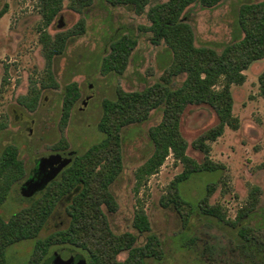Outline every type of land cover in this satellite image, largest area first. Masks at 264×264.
I'll return each instance as SVG.
<instances>
[{
    "label": "rangeland",
    "instance_id": "rangeland-1",
    "mask_svg": "<svg viewBox=\"0 0 264 264\" xmlns=\"http://www.w3.org/2000/svg\"><path fill=\"white\" fill-rule=\"evenodd\" d=\"M86 1L63 0L61 11L45 27L37 0H0V11L6 9L0 18V155L5 147H15L26 173L0 207V216L5 221L28 207L43 191L28 197L20 192L38 160L54 154L66 158L72 152L80 156L102 140L97 125L103 100H113L117 89L140 92L161 82L163 73L156 58L163 45H153L145 28L149 26L148 9L166 0H149L142 15L105 0H90L83 5ZM258 1L261 0H222L208 9L196 1L183 12L181 20L192 28L196 47L220 53L233 43L236 8L243 2ZM80 21L82 33L76 29ZM123 35L136 41L125 69L121 74L101 72L100 62L109 42ZM55 47L61 50L53 52ZM263 69L264 58L243 71L242 84L231 86L238 130L225 128L221 137L208 143L210 150L206 158L223 165L224 170L197 174L180 185L182 197L198 205L206 187L214 184L207 205L217 207L226 221H233L243 208L249 209L242 225L262 232L264 170L260 164L264 161V101L259 95L257 78ZM182 80L183 77H177L171 87H177ZM73 83L78 87L80 98L62 125L64 91ZM34 97L37 101L31 110L23 101ZM161 119V109L151 111L147 121L121 132V171L109 187L116 207L113 212L101 207L107 230L115 236L133 235L135 247L143 246L149 236H155L161 242L164 260H145L141 264H183L178 259L181 257L186 263L257 264L245 257L235 229L198 214L190 222L189 235L194 237L191 249L183 252L173 247V238L182 231L184 211L179 212L171 205L164 207L163 202L169 196L171 182L182 173L183 164L170 153L159 170L145 178L140 186L135 178L137 169L153 150L148 131ZM216 121L214 112L206 105L186 107L179 130L187 142L188 158L203 162L205 156L192 144ZM253 187L259 191L254 194L256 203L250 207ZM70 199L71 195L58 202L38 239L68 227L65 208ZM139 211L144 212L149 222V232L141 234L133 228L134 216ZM35 242L25 240L9 246L2 264H28ZM69 254L85 262L88 258L86 251L67 244L51 247L40 264H51L52 256L68 258ZM126 258L127 252L123 251L116 256V261L123 263ZM63 262L73 264L75 260Z\"/></svg>",
    "mask_w": 264,
    "mask_h": 264
},
{
    "label": "trees",
    "instance_id": "trees-1",
    "mask_svg": "<svg viewBox=\"0 0 264 264\" xmlns=\"http://www.w3.org/2000/svg\"><path fill=\"white\" fill-rule=\"evenodd\" d=\"M43 25L48 27L61 11L63 0H37ZM196 1L204 8H211L222 0H166L152 6L146 12L153 45H163L157 55V64L162 70L161 82H157L140 92H124L117 89L113 100L105 99L101 104V117L97 125L102 140L92 145L84 154L74 155L71 163L56 179L7 221L0 216V263L4 262L5 250L25 240H36L31 260L28 264H40L53 246L71 245L88 253L86 264H141L145 260H164L161 242L149 236L143 246L135 247V237L131 234L115 236L107 230L101 207L115 210V202L109 191L110 185L121 171V132L124 128L147 121L151 111L162 110V119L149 129L148 137L152 145L149 158L137 169L135 178L138 185L148 176L156 173L167 156H172L183 164V171L169 186V196L163 206H172L182 212L183 227L172 243L177 250L187 252L194 243L189 235L191 220L198 214L215 219L236 230L238 242L245 257L257 264H264V232L242 225L249 209L240 210L233 221H226L217 207L206 203L214 191V184L206 191L198 205L186 201L180 193V185L201 173H215L224 170L221 164L208 160V143L221 137L224 129L238 130L239 122L233 116L232 85L244 81L243 71L251 64L264 58V0L243 2L235 11L233 22V43L220 53L207 47H196L194 33L189 24L181 20L183 12ZM110 5L122 6L137 15H142L149 0H105ZM90 0L83 2L89 4ZM6 9L0 11V18ZM83 31V22L76 26ZM76 34V33H75ZM79 34V33H78ZM54 45V44H53ZM136 41L123 35L109 42L107 53L101 59L103 73L121 74ZM61 50V49H60ZM56 47L53 52H59ZM183 77L177 87H171L174 79ZM259 95L264 101V69L257 78ZM80 98L76 84H69L64 91L61 124H65L70 110ZM24 100V99H23ZM36 97L24 100L25 106L35 108ZM189 105H206L216 116L214 126L202 133L192 144L205 158L197 163L186 156L187 142L179 130L181 116ZM63 146H61L62 148ZM58 148V146H57ZM264 170V161L260 164ZM25 167L13 146H7L0 155V207L6 201L13 186L25 177ZM258 188L251 189L250 207L256 203ZM71 195L65 211L69 217L68 227L56 231L44 239L38 235L58 202ZM133 228L138 233L150 230L143 211L136 213ZM175 248V249H176ZM127 252L123 263L116 256ZM183 264L186 263L181 257Z\"/></svg>",
    "mask_w": 264,
    "mask_h": 264
},
{
    "label": "water",
    "instance_id": "water-1",
    "mask_svg": "<svg viewBox=\"0 0 264 264\" xmlns=\"http://www.w3.org/2000/svg\"><path fill=\"white\" fill-rule=\"evenodd\" d=\"M74 153H69L68 157H62L59 154H54L41 158L37 162V169L34 175L27 179L21 187V195L28 197L35 192L44 189L57 175L71 162V157ZM49 170V174H45V171ZM58 257L54 264H60L63 262L62 259ZM79 264H86L85 260L79 262Z\"/></svg>",
    "mask_w": 264,
    "mask_h": 264
},
{
    "label": "flooded vegetation",
    "instance_id": "flooded-vegetation-1",
    "mask_svg": "<svg viewBox=\"0 0 264 264\" xmlns=\"http://www.w3.org/2000/svg\"><path fill=\"white\" fill-rule=\"evenodd\" d=\"M49 156H50V155H49ZM36 169H37V163H36L35 168L32 170V172H31L29 178H31V177L34 175V172L36 171ZM62 170H63V169H62ZM62 170L58 173V175L62 172ZM49 172H50V171L47 170V171H45V174L47 175V174H49ZM58 175H57V176H58ZM29 178H28V179H29ZM53 180H54V179H53ZM53 180H52V181H53ZM47 186H48V185H47ZM47 186H46V187H47ZM46 187H45V188H46ZM45 188H44V189H45ZM44 189H43V190H44ZM62 250H63V249H62ZM64 253H65V252H64ZM68 253H71V252L69 251ZM62 255H63V254H62ZM58 257H59V256H52V258H51V264H54L55 260L58 259ZM60 258L62 259V261H64V260H68V259H72V258H73V261L75 260V262H74L73 264H79V262L83 260V259H81V258H79V259H74V256H73L72 254H69L68 258H64V256H61V255H60ZM60 258H59V259H60ZM63 263H64V262H60V264H63Z\"/></svg>",
    "mask_w": 264,
    "mask_h": 264
}]
</instances>
